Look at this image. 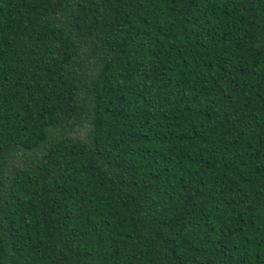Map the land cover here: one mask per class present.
Masks as SVG:
<instances>
[{
	"label": "trees",
	"instance_id": "trees-1",
	"mask_svg": "<svg viewBox=\"0 0 264 264\" xmlns=\"http://www.w3.org/2000/svg\"><path fill=\"white\" fill-rule=\"evenodd\" d=\"M0 264H264V0H0Z\"/></svg>",
	"mask_w": 264,
	"mask_h": 264
}]
</instances>
